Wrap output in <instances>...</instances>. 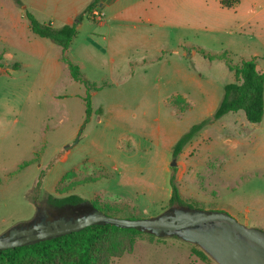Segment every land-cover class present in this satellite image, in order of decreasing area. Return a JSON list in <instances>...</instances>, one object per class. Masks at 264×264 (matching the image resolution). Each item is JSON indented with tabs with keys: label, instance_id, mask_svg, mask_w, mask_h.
Instances as JSON below:
<instances>
[{
	"label": "rangeland",
	"instance_id": "obj_1",
	"mask_svg": "<svg viewBox=\"0 0 264 264\" xmlns=\"http://www.w3.org/2000/svg\"><path fill=\"white\" fill-rule=\"evenodd\" d=\"M100 3L102 21L85 16L64 54L86 86L25 18L17 37L2 12L17 19L26 4L0 0V237L33 221L50 196L76 194L117 218H156L178 206L169 205L172 182L199 210L264 231V118L251 124L239 111L211 120L235 81L227 63L256 58L264 72V0L231 10L219 0ZM205 121L175 157L180 138ZM117 238L132 241L131 252L103 264H217L178 237Z\"/></svg>",
	"mask_w": 264,
	"mask_h": 264
},
{
	"label": "trees",
	"instance_id": "obj_2",
	"mask_svg": "<svg viewBox=\"0 0 264 264\" xmlns=\"http://www.w3.org/2000/svg\"><path fill=\"white\" fill-rule=\"evenodd\" d=\"M22 4L19 0H15ZM101 0H94L86 10L77 18L72 25H65L55 28L50 22L41 23L34 14L25 11V18L28 21L30 31L37 37L50 40L63 50V61L66 63L71 77L74 81L88 83L82 78L80 70L64 57V52L69 49L76 38L77 27L85 16L91 15L93 9L100 5ZM220 6L224 9H234L241 0H219ZM204 54V53H203ZM210 60L223 59L222 56L206 55ZM228 64L231 72H234L235 81L224 86V97L211 120H220L230 113L243 111L247 121L251 124H260L264 118V73L257 70L255 59L243 62L241 66L234 67ZM15 67L19 68L18 65ZM86 115L89 118L92 113L91 101H85ZM208 123L205 121L194 126L184 134L174 148V156L180 155L184 148L197 136L202 128ZM94 179L89 178L87 182ZM50 202L58 207L83 206L90 207L93 211L98 210L109 216L113 213L109 210L99 209L93 201H87L76 194H69L65 197H49ZM197 210L201 207L188 204L172 182V194L169 201L170 206L174 205ZM130 219H136L131 216ZM146 232L138 229H125L109 224H97L79 232L66 234L54 239L40 241L24 247L0 251V264H103L106 258L121 257L124 253L131 252L133 242L130 244L120 241L121 235L135 237ZM149 234V233H148ZM117 238V239H116ZM115 239V240H114ZM201 258L205 254L197 253Z\"/></svg>",
	"mask_w": 264,
	"mask_h": 264
},
{
	"label": "water",
	"instance_id": "obj_3",
	"mask_svg": "<svg viewBox=\"0 0 264 264\" xmlns=\"http://www.w3.org/2000/svg\"><path fill=\"white\" fill-rule=\"evenodd\" d=\"M28 224L17 225L0 237V251L54 239L97 224H109L138 229L159 238L178 237L197 245L217 264H264V231L249 228L222 212L176 206L171 213L165 212L156 218L122 219L94 210L75 220L61 218Z\"/></svg>",
	"mask_w": 264,
	"mask_h": 264
},
{
	"label": "crops",
	"instance_id": "obj_4",
	"mask_svg": "<svg viewBox=\"0 0 264 264\" xmlns=\"http://www.w3.org/2000/svg\"><path fill=\"white\" fill-rule=\"evenodd\" d=\"M19 1L21 3H25L26 7L23 8L24 9L23 15H20L18 12V18L17 19H15V16L12 12L10 13L8 10H6L4 12L1 11L2 13H4V16H6V17H8L9 15L11 16L12 28H14L16 30L15 34L17 35V37L20 36V32H19V27L21 25L20 20L21 19L24 20L25 11H29L34 15H35V10L39 11L41 13H46L47 16L50 17L49 22L55 28H61L65 25H72V24L76 23L77 18L86 10V8L94 0H19ZM27 1H29L28 4H27ZM13 3L17 6L20 5L15 0H13ZM49 5H51L52 7L49 8ZM99 8L103 9L104 3H100ZM1 10H2V8H1ZM255 15L256 14H253L252 16H250L246 22L251 21V19H254ZM25 20H27V19L25 18ZM148 20L152 21L151 18H148ZM49 22H47V23H49ZM56 22L59 23L58 26H56L57 25ZM104 24L105 23L103 22L101 25H104ZM28 29H29V24H28ZM29 31H30V29H29ZM77 31H78V27H77ZM4 32L5 31H3V27H2L0 33H4ZM30 34H33V33L30 31ZM28 39H29L28 41H30V42L33 41V39H31L30 36L28 37ZM40 39L46 40V39H42V38H40ZM34 40H35L34 42L39 45L40 41H37V39H34ZM65 52H64V54H65ZM254 59L256 60V58H254ZM256 62H257V60H256ZM259 68L260 67L257 64V70L258 71H259ZM262 70H264V69H262ZM261 73H264V72H261Z\"/></svg>",
	"mask_w": 264,
	"mask_h": 264
},
{
	"label": "flooded vegetation",
	"instance_id": "obj_5",
	"mask_svg": "<svg viewBox=\"0 0 264 264\" xmlns=\"http://www.w3.org/2000/svg\"><path fill=\"white\" fill-rule=\"evenodd\" d=\"M38 212L33 221L30 222V224H36L38 222H52L59 220L61 218H65L66 220H75L79 217H82L93 210L90 208L88 209L87 213H84L82 211L83 206L77 205V206H65V207H58L54 205L50 200L48 199L41 207H37ZM172 212V210L168 211ZM25 226H29L25 225Z\"/></svg>",
	"mask_w": 264,
	"mask_h": 264
},
{
	"label": "built area",
	"instance_id": "obj_6",
	"mask_svg": "<svg viewBox=\"0 0 264 264\" xmlns=\"http://www.w3.org/2000/svg\"><path fill=\"white\" fill-rule=\"evenodd\" d=\"M91 16L96 21L101 22L104 15L102 14V12L97 7H95L91 13Z\"/></svg>",
	"mask_w": 264,
	"mask_h": 264
}]
</instances>
